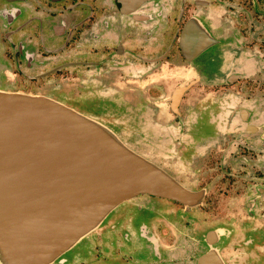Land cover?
<instances>
[{"label": "flooded vegetation", "instance_id": "1", "mask_svg": "<svg viewBox=\"0 0 264 264\" xmlns=\"http://www.w3.org/2000/svg\"><path fill=\"white\" fill-rule=\"evenodd\" d=\"M0 91L109 128L194 196L140 195L53 264H264V0H0Z\"/></svg>", "mask_w": 264, "mask_h": 264}, {"label": "water", "instance_id": "2", "mask_svg": "<svg viewBox=\"0 0 264 264\" xmlns=\"http://www.w3.org/2000/svg\"><path fill=\"white\" fill-rule=\"evenodd\" d=\"M140 195L194 199L109 128L48 98L0 91L1 264H53Z\"/></svg>", "mask_w": 264, "mask_h": 264}, {"label": "rangeland", "instance_id": "3", "mask_svg": "<svg viewBox=\"0 0 264 264\" xmlns=\"http://www.w3.org/2000/svg\"><path fill=\"white\" fill-rule=\"evenodd\" d=\"M209 55V54H208ZM208 55H204V56H202L199 60H198V62H200V61H203V60H205L207 57H208ZM197 62V61H196ZM11 82V81H10ZM224 176V175H223ZM227 182L226 183H229V181H230V183L232 184V179H230L229 177L227 178ZM224 181H226V179H224V177H222V182H224ZM226 183L223 185V186H220V184L219 183H217L218 185H216V186H214V188L212 189V191H210L209 193H210V195L212 196V198H215L216 199V197L218 196H222L224 193H225V191L226 190H229L230 189V186L231 185H226ZM187 186H190V185H192V186H196L195 184H193L192 183V181L190 182V183H187L186 184ZM234 192H236V193H240V190H236V191H234ZM209 195V196H210ZM217 197V198H218ZM219 202H222V204H224V199L223 200H219ZM213 207V206H212ZM216 208H218V205L216 206ZM193 214H194V218H195V220H194V222H193V225H190L189 226V228L186 230V232H190L191 230H194V233H198L199 231H202V233H203V230H205V227L203 226V222H204V217H205V214H204V207H201V208H199V209H197V210H195L194 212H193ZM100 228V227H99ZM98 228V229H99ZM97 229V230H98ZM104 229V227H102V228H100V230L98 231V232H101L102 230ZM96 230V231H97ZM95 231V232H96ZM94 233V232H93ZM92 234V233H91Z\"/></svg>", "mask_w": 264, "mask_h": 264}, {"label": "crops", "instance_id": "4", "mask_svg": "<svg viewBox=\"0 0 264 264\" xmlns=\"http://www.w3.org/2000/svg\"><path fill=\"white\" fill-rule=\"evenodd\" d=\"M167 144H168V143H167ZM166 146H167V145H166ZM167 148H170L169 144H168ZM167 154H170V152H169L168 149L165 150V151H162L160 157L156 156V160H157V161L160 160V162H158L159 164H161V165H163V166L168 165V162H169V161L166 160V159H164V158L166 157ZM198 154L201 155V151H200V150L198 151ZM171 158H173V157L171 156L169 159H171ZM169 164H171V162H169ZM173 165H175V164H173Z\"/></svg>", "mask_w": 264, "mask_h": 264}]
</instances>
